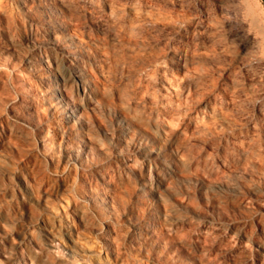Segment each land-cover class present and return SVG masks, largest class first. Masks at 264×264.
Instances as JSON below:
<instances>
[{
    "label": "rangeland",
    "instance_id": "obj_1",
    "mask_svg": "<svg viewBox=\"0 0 264 264\" xmlns=\"http://www.w3.org/2000/svg\"><path fill=\"white\" fill-rule=\"evenodd\" d=\"M0 264H264V2L0 0Z\"/></svg>",
    "mask_w": 264,
    "mask_h": 264
},
{
    "label": "trees",
    "instance_id": "obj_2",
    "mask_svg": "<svg viewBox=\"0 0 264 264\" xmlns=\"http://www.w3.org/2000/svg\"><path fill=\"white\" fill-rule=\"evenodd\" d=\"M264 2V0H262Z\"/></svg>",
    "mask_w": 264,
    "mask_h": 264
}]
</instances>
